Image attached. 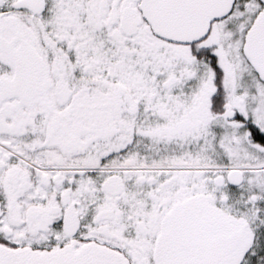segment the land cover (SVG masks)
<instances>
[{
    "label": "snow or ice",
    "instance_id": "obj_1",
    "mask_svg": "<svg viewBox=\"0 0 264 264\" xmlns=\"http://www.w3.org/2000/svg\"><path fill=\"white\" fill-rule=\"evenodd\" d=\"M0 264H264V0H0Z\"/></svg>",
    "mask_w": 264,
    "mask_h": 264
}]
</instances>
